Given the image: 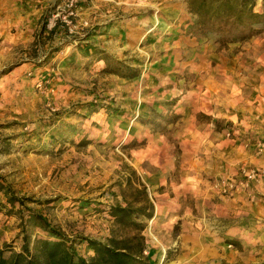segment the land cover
I'll use <instances>...</instances> for the list:
<instances>
[{
	"label": "rangeland",
	"instance_id": "rangeland-1",
	"mask_svg": "<svg viewBox=\"0 0 264 264\" xmlns=\"http://www.w3.org/2000/svg\"><path fill=\"white\" fill-rule=\"evenodd\" d=\"M188 1L0 0V211L10 196L23 200L85 258L93 255L85 238L136 245L139 231L115 223L107 207L138 205L140 181L147 189L151 177L134 167L142 162L151 174L166 147L181 151L172 107L196 95L207 70L221 73L214 89L229 92L252 60L239 42L264 36L263 21L240 39L251 32L248 6L241 21L212 26ZM254 10L264 12V2ZM9 206L0 247L19 248L24 229L47 235L27 223L26 208ZM157 234L146 220L142 256L149 261L154 245L162 256L153 264H164Z\"/></svg>",
	"mask_w": 264,
	"mask_h": 264
},
{
	"label": "crops",
	"instance_id": "crops-1",
	"mask_svg": "<svg viewBox=\"0 0 264 264\" xmlns=\"http://www.w3.org/2000/svg\"><path fill=\"white\" fill-rule=\"evenodd\" d=\"M239 44L252 60L229 92L216 91L221 73L207 70L196 95L187 91L172 107L178 115L170 123L172 138L180 153L166 147L164 161L151 163V174L142 162L134 167L143 180L151 177L153 228L167 256L173 255L164 264H264V175L246 178L241 172L264 170V36ZM220 182L231 189L224 192ZM3 206L0 219L11 218L2 212L9 204ZM175 243L179 250L171 253ZM152 246L150 264L162 256Z\"/></svg>",
	"mask_w": 264,
	"mask_h": 264
},
{
	"label": "trees",
	"instance_id": "trees-1",
	"mask_svg": "<svg viewBox=\"0 0 264 264\" xmlns=\"http://www.w3.org/2000/svg\"><path fill=\"white\" fill-rule=\"evenodd\" d=\"M264 2V0H262ZM257 0H189V11L198 17V21L204 20L212 26L227 24L231 21L242 20L244 9L248 6L247 25L251 32L240 39H245L254 34L253 24L263 22L258 19L264 16V12L254 10ZM129 181V179L127 180ZM141 194L137 206L110 205L107 207L109 217L118 225L127 228H134L139 231L132 239H136V245H131L128 239H117L110 236L107 241H100L92 238H85L87 247L93 252L89 258H85L76 252L64 235L55 230L47 219L24 205L23 200L10 196L7 201L14 206L20 204L27 209V223L33 227L43 230L47 235H31L24 229L22 233V244L15 250L11 243H5L0 247V264H150L142 256L144 241L140 236L145 227V221L153 215V204L148 197L144 183L140 181ZM0 185V191L2 190ZM8 212H11L9 210ZM10 214V213H9ZM166 255L164 260H168Z\"/></svg>",
	"mask_w": 264,
	"mask_h": 264
},
{
	"label": "built area",
	"instance_id": "built-area-1",
	"mask_svg": "<svg viewBox=\"0 0 264 264\" xmlns=\"http://www.w3.org/2000/svg\"><path fill=\"white\" fill-rule=\"evenodd\" d=\"M245 176L246 178H250V177H253L255 174H262L264 175V170H260V171H254V170H251L249 173H246L245 171H241ZM220 187H223V191H226V190H230L231 189V186L230 184H227V183H222L220 182Z\"/></svg>",
	"mask_w": 264,
	"mask_h": 264
}]
</instances>
